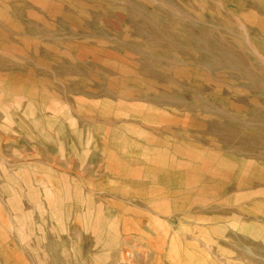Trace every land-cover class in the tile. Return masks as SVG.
Listing matches in <instances>:
<instances>
[{
	"label": "rangeland",
	"instance_id": "rangeland-1",
	"mask_svg": "<svg viewBox=\"0 0 264 264\" xmlns=\"http://www.w3.org/2000/svg\"><path fill=\"white\" fill-rule=\"evenodd\" d=\"M0 264H264V0H0Z\"/></svg>",
	"mask_w": 264,
	"mask_h": 264
},
{
	"label": "bare ground",
	"instance_id": "bare-ground-1",
	"mask_svg": "<svg viewBox=\"0 0 264 264\" xmlns=\"http://www.w3.org/2000/svg\"><path fill=\"white\" fill-rule=\"evenodd\" d=\"M200 232H202L201 235H202L204 238H206L207 240L211 241V238L208 236V234L205 236V233H206V230H205V229L200 230ZM126 255L129 256V255H131V253H130V252H127Z\"/></svg>",
	"mask_w": 264,
	"mask_h": 264
}]
</instances>
